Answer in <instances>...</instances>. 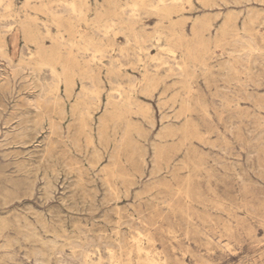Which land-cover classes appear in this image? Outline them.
Masks as SVG:
<instances>
[{
  "label": "rangeland",
  "instance_id": "374dc122",
  "mask_svg": "<svg viewBox=\"0 0 264 264\" xmlns=\"http://www.w3.org/2000/svg\"><path fill=\"white\" fill-rule=\"evenodd\" d=\"M0 1V264H264V0Z\"/></svg>",
  "mask_w": 264,
  "mask_h": 264
},
{
  "label": "bare ground",
  "instance_id": "6f19581e",
  "mask_svg": "<svg viewBox=\"0 0 264 264\" xmlns=\"http://www.w3.org/2000/svg\"><path fill=\"white\" fill-rule=\"evenodd\" d=\"M162 1H165V0H162ZM1 2V1H0ZM165 3V2H164ZM136 5V4H135ZM161 5V4H160ZM168 5V4H167ZM163 6V5H162ZM6 7H8V6H6ZM69 9L70 10H72V11H76V4L74 3V2H71L70 4H69ZM135 7H137V5L135 6ZM166 8V9H165ZM165 8H163V9H165L166 10V12H167V14H171L173 11H172V9H170V7L168 8V7H165ZM153 10V9H152ZM158 10V9H157ZM155 11V10H154ZM71 12V11H70ZM132 13V12H131ZM133 16V15H132ZM105 26H103V28H104ZM112 29V28H111ZM106 30V29H105ZM104 32H106V31H104ZM111 32V31H110ZM105 34V33H104ZM1 52V51H0ZM3 54V53H2ZM174 55V54H173ZM6 58V57H5ZM10 60V59H9ZM8 60V61H9ZM57 60V59H56ZM55 60V61H56ZM11 61V60H10ZM42 65H45L43 62L41 63ZM53 64V63H52ZM51 70V69H50ZM52 70H53V72L54 73H57L56 72V69L52 66ZM154 70V69H153ZM58 76V75H57ZM60 81V80H59ZM69 84V83H68ZM95 88V87H94ZM90 89H88V91H89ZM41 94H42V92H40ZM95 94V93H94ZM88 103V102H87ZM124 106V105H123ZM80 112H81V110H80ZM84 113H86V112H84ZM81 114V113H80ZM88 114V113H87ZM90 115V114H89ZM88 116V115H87ZM86 133V132H85ZM90 137V136H89ZM92 143V142H91ZM91 146V145H90ZM89 147V146H88ZM95 147V146H94ZM134 148V147H133ZM86 150V149H85ZM52 195V194H51ZM52 197V196H51ZM82 226V225H81ZM116 229V228H115ZM64 235V234H63ZM139 236V235H138ZM149 236V235H148ZM169 236V235H168ZM177 236V235H176ZM142 238V237H141ZM136 241V240H135ZM137 242V241H136ZM91 243V242H90ZM103 243V242H102ZM116 243V242H115ZM150 243V242H149ZM151 243H152V241H151ZM139 245V244H138ZM146 245H148L147 243H146ZM76 246V245H75ZM125 247V246H124ZM140 248V247H139ZM93 249V248H92ZM124 249V248H123ZM140 249H142V248H140ZM152 249V248H151ZM123 251V250H122ZM127 252V251H126ZM136 252V251H135ZM139 252V251H138ZM149 252V251H148ZM91 253V252H90ZM125 253V252H124ZM139 253H141V252H139ZM138 253V254H139ZM144 253V252H143ZM142 253V254H143ZM130 254V253H129ZM82 255V254H81ZM111 255V254H110ZM109 255V256H110ZM153 255V254H152ZM139 256V255H138ZM154 256V255H153ZM100 259H101V257H99ZM121 258V257H120ZM157 258V257H156ZM111 259V258H110ZM125 259V258H124ZM153 259V258H152ZM152 259H151V261H152ZM106 260V259H105ZM115 261H116V259H115ZM130 261V260H129ZM149 261V260H148ZM170 261V260H169ZM98 262V261H97ZM150 262V261H149ZM80 263V262H79ZM141 263H143V261L141 262ZM162 263V262H161ZM206 264H208V263H206Z\"/></svg>",
  "mask_w": 264,
  "mask_h": 264
}]
</instances>
